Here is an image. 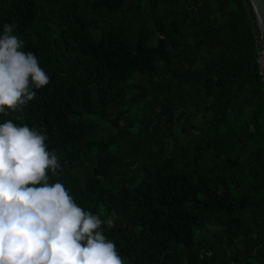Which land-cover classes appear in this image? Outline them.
<instances>
[{
    "label": "trees",
    "instance_id": "obj_1",
    "mask_svg": "<svg viewBox=\"0 0 264 264\" xmlns=\"http://www.w3.org/2000/svg\"><path fill=\"white\" fill-rule=\"evenodd\" d=\"M6 23L49 84L0 124L46 134L49 183L113 220L124 264H264L249 0H0Z\"/></svg>",
    "mask_w": 264,
    "mask_h": 264
},
{
    "label": "clouds",
    "instance_id": "obj_2",
    "mask_svg": "<svg viewBox=\"0 0 264 264\" xmlns=\"http://www.w3.org/2000/svg\"><path fill=\"white\" fill-rule=\"evenodd\" d=\"M4 24L0 35V114L23 111L36 90L49 84L36 55L23 50ZM7 110V111H6ZM20 119V117H17ZM47 136L8 120L0 124V264H124L102 224L111 218L78 206L60 182L49 183L60 167Z\"/></svg>",
    "mask_w": 264,
    "mask_h": 264
},
{
    "label": "water",
    "instance_id": "obj_3",
    "mask_svg": "<svg viewBox=\"0 0 264 264\" xmlns=\"http://www.w3.org/2000/svg\"><path fill=\"white\" fill-rule=\"evenodd\" d=\"M249 2L260 33V40L256 42L259 45L264 43V0H249Z\"/></svg>",
    "mask_w": 264,
    "mask_h": 264
},
{
    "label": "built area",
    "instance_id": "obj_4",
    "mask_svg": "<svg viewBox=\"0 0 264 264\" xmlns=\"http://www.w3.org/2000/svg\"><path fill=\"white\" fill-rule=\"evenodd\" d=\"M260 40V33L256 42ZM256 65L258 70V76L262 84L263 98H264V43L257 45L256 49Z\"/></svg>",
    "mask_w": 264,
    "mask_h": 264
},
{
    "label": "rangeland",
    "instance_id": "obj_5",
    "mask_svg": "<svg viewBox=\"0 0 264 264\" xmlns=\"http://www.w3.org/2000/svg\"><path fill=\"white\" fill-rule=\"evenodd\" d=\"M124 263H125V261H124Z\"/></svg>",
    "mask_w": 264,
    "mask_h": 264
}]
</instances>
